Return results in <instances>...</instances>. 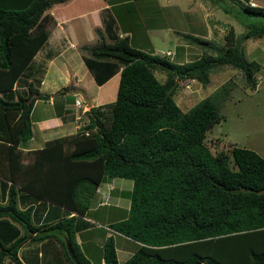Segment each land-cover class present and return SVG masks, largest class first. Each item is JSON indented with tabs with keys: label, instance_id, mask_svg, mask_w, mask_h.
<instances>
[{
	"label": "trees",
	"instance_id": "1",
	"mask_svg": "<svg viewBox=\"0 0 264 264\" xmlns=\"http://www.w3.org/2000/svg\"><path fill=\"white\" fill-rule=\"evenodd\" d=\"M62 1L0 0V86L8 87L0 94L4 151L11 142L4 111L21 112V144L31 135L32 93L48 96L39 92V78L28 77L42 66L31 61L47 35L42 14ZM211 1L238 17L246 30L236 33L229 25L222 43L204 39L206 46L196 59L172 61L160 52L133 46L128 35L83 46L89 54L84 55L85 62L98 84L120 70L116 97L107 110L92 107L91 121L74 135L83 149L72 155L71 168L80 167L71 175L68 172V189L48 194L66 209L52 205L62 212L54 222L35 224L32 206L18 205L17 188L7 184L10 175L1 168V159L0 195L5 200H0V216L17 221L24 233L9 240L1 235L8 230L0 234V264L5 256L23 264L19 247L49 237L60 240L69 264L76 263L67 242L81 264H96L76 242L77 215L66 214L70 210L85 214L100 181L117 176L132 180L125 193L129 209L126 217L111 222L110 227L139 245L120 263L114 236L108 235L102 245L103 264H264V157L235 144L213 151L205 139L207 131L223 118L220 100L228 97L233 82H223L188 110L174 98L181 80L196 78L207 83L209 73L220 65L239 68L251 88L257 83L262 65L245 56L242 41L244 37L264 38V23L252 20L264 18V7L249 0ZM156 70L165 72L164 80ZM16 78V87L10 88ZM2 157L6 160L7 154ZM55 229L65 236H58Z\"/></svg>",
	"mask_w": 264,
	"mask_h": 264
},
{
	"label": "crops",
	"instance_id": "2",
	"mask_svg": "<svg viewBox=\"0 0 264 264\" xmlns=\"http://www.w3.org/2000/svg\"><path fill=\"white\" fill-rule=\"evenodd\" d=\"M166 1L167 5L162 4L160 0H65L54 3L43 12L42 24L47 35L31 58L32 61L38 55L35 64L42 66L39 70L37 68L31 70L32 74L28 79L39 78V92L48 96L41 97L36 91L32 93L35 100L30 111L31 135L21 144L19 137L21 112L4 111L11 142L6 146L7 152L0 145V162L1 159L4 161L1 168L10 175L9 179H6L7 184L13 183L16 186L18 205L21 208L32 206V219L35 224H50L56 220L54 218L58 213L62 214L61 210L52 205L56 204L66 211L64 204L52 199L48 194H51L53 189L56 191L60 188L64 191L68 189L66 184L68 172L70 171L71 175L80 167L78 165L71 168L72 155L83 149L81 140H76L74 135L91 121V108L99 107L107 110L108 104L116 97L120 70L98 84L85 62L84 55L89 54L83 46L93 45L102 39L112 42L115 35H128L133 46L157 53L151 31L157 27H166L172 30L170 35L174 42L172 44L174 48L167 49L172 51L169 56L174 58L172 61L185 62L201 56L206 46L204 39L214 42L215 37L212 33L217 24L209 18L208 10L204 12L201 5L187 6L184 10L175 7L172 10L170 7L179 6L180 1ZM251 1L255 5L264 7V0ZM164 8L167 10L164 11ZM164 18L169 19L168 26L160 22ZM148 20L151 26L147 25ZM224 24L226 25L222 29L233 25L229 22ZM234 28L236 33H239L235 26ZM185 33L202 39L200 41L190 39L184 35ZM244 40L242 43L245 42ZM37 74L38 77L35 76ZM17 78L10 88L16 87ZM195 79L186 78L182 81L186 83L188 80L187 85ZM258 85L252 89H257ZM70 87L83 90L89 102L84 100L80 92L69 91ZM4 88L8 87L0 86V94L8 90ZM69 93L71 95H68ZM76 98L83 99L81 106L75 104ZM1 116L0 114V126ZM5 153L6 160L2 157ZM113 178L100 181L92 205L85 214H79L74 210L66 214L77 215L76 242L80 251L96 264L104 263L102 245L108 235L114 236L117 257L120 250L122 251L123 259L118 258L120 263L139 245L137 241L110 227L111 222L128 214L129 197L127 202H123L120 198L132 187V180L116 182ZM40 188L44 190H39ZM0 200L3 202L5 197L0 195ZM112 203L116 205L112 206ZM103 207H109L108 210L124 208L127 209V213L118 219L112 217L113 221L108 217L98 226H94L93 222L88 225L87 221L95 220L94 216L98 215L97 210ZM92 212L95 215H88ZM6 230H8L7 234H1ZM94 230L98 231L97 234L100 236L98 241L93 239ZM53 232L60 237L65 236L60 230L55 229ZM23 233L24 228L17 221L9 216L0 218V234L8 238L7 240L13 238V235L19 236ZM118 236L122 237L120 242L116 240ZM127 240L134 241L130 251ZM18 256L23 264H69L57 237L25 242L19 247ZM4 259L1 264H5L7 259L10 260L8 256Z\"/></svg>",
	"mask_w": 264,
	"mask_h": 264
},
{
	"label": "rangeland",
	"instance_id": "3",
	"mask_svg": "<svg viewBox=\"0 0 264 264\" xmlns=\"http://www.w3.org/2000/svg\"><path fill=\"white\" fill-rule=\"evenodd\" d=\"M160 1H162V4L167 5L166 0ZM172 1L174 0H170V2ZM179 1V6L170 7V9L173 10L176 7L184 10L187 6L192 7L195 5H201V9L204 10V12L206 10L209 11V18L212 22L217 24L216 27L213 28L215 30L213 31L214 34L212 33L215 37V39H213L215 43L220 44L224 41L223 35L227 29H222V27L226 25L224 24L225 22L233 24L239 33H243L246 30L244 25L240 22V20H238V17L232 13L225 12L220 5L212 2L211 0ZM156 6L157 5L155 4V7ZM156 10L158 11L159 8ZM165 10H167V8H164V11ZM216 19L218 20L217 22ZM252 20L264 23V18H253ZM160 22L165 24V26L169 25L168 18H164L160 20ZM147 25H150L149 20L147 21ZM140 30H142V28ZM170 34H172V30H168L166 27H157L156 29H152L151 38L154 40L155 50H157V53L162 50L174 48V45H172L174 42L172 41ZM244 39L245 42H243V47L245 56L248 59L258 60L262 65L261 69L257 72L256 85L259 84L257 89H252L251 86H248L242 71L239 68L227 64L214 68L209 73V81L207 83H202L195 79L191 84L186 85L189 81L187 80L185 83L181 80L174 94V98L183 110H188L198 100L213 92L216 87L221 85L223 82H233V88L230 90L228 97L224 100H220L219 110L223 114V118L207 131L205 138L206 142L213 151L226 149L235 144L250 147L264 157V38L244 37ZM165 56L174 60V58L169 55ZM37 60L38 55L33 61L37 62ZM155 73L159 79H165L166 74L164 71L156 70ZM38 75L39 74L35 76L38 77ZM68 95L71 94L69 93ZM113 180L116 182H120L121 180L128 182L131 181L130 178L118 176L114 177ZM120 199L123 202L128 201L126 194ZM111 205L115 206L116 204L112 203ZM108 208L109 207H103L97 210L98 215L94 216L96 219L88 220L89 222L87 221V224L89 225L90 222H93L94 226H98V224L106 221L108 217L110 218L109 220L113 221V219L123 217L124 214L127 213V209L124 208H117L113 210H108ZM88 215L95 214L92 212ZM0 218H5V216ZM94 232L95 233L92 234L93 239L98 241L100 238L97 234L98 231L94 230ZM121 239L122 237L119 236L116 238L117 242H120ZM127 242L129 247L128 250L130 251V249L134 246V241L127 240ZM121 252L122 251L120 250L118 254V258L120 260L123 259ZM4 260H6V258ZM5 264H14V262L12 259H7Z\"/></svg>",
	"mask_w": 264,
	"mask_h": 264
},
{
	"label": "water",
	"instance_id": "4",
	"mask_svg": "<svg viewBox=\"0 0 264 264\" xmlns=\"http://www.w3.org/2000/svg\"><path fill=\"white\" fill-rule=\"evenodd\" d=\"M63 89H67V88H63ZM68 90H69V91L80 92V93L82 94L84 100H86L87 102H89V99L86 98V96H85L83 90H81V89H77V88H75V87H70V88H68ZM67 246H68V250H69V252H70V254H71V257L73 258V260L75 261V263H76V264H81V262H80V261L77 259V257L74 255L73 250L69 247L68 242H67ZM193 264H202V262H201V261H198V262H195V263H193Z\"/></svg>",
	"mask_w": 264,
	"mask_h": 264
},
{
	"label": "built area",
	"instance_id": "5",
	"mask_svg": "<svg viewBox=\"0 0 264 264\" xmlns=\"http://www.w3.org/2000/svg\"><path fill=\"white\" fill-rule=\"evenodd\" d=\"M250 4H254L251 0H249L248 1ZM162 55H170L171 53H172V51L171 50H162L161 52H160ZM75 104L77 105V106H81L82 105V103H83V99L82 98H76L75 100ZM103 264V263H102Z\"/></svg>",
	"mask_w": 264,
	"mask_h": 264
}]
</instances>
